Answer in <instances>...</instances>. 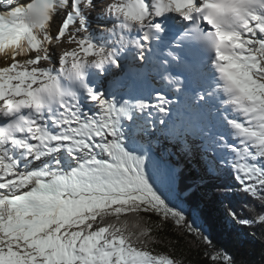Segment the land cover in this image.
<instances>
[{"label":"snow or ice","instance_id":"snow-or-ice-1","mask_svg":"<svg viewBox=\"0 0 264 264\" xmlns=\"http://www.w3.org/2000/svg\"><path fill=\"white\" fill-rule=\"evenodd\" d=\"M156 52L199 115V148L176 146L199 154L201 183L240 194L252 215L229 203L230 221L264 228V0H0V264H184L153 247L168 222L204 264H234L177 203L175 169L166 185L132 146L137 114L169 117L179 97L104 88Z\"/></svg>","mask_w":264,"mask_h":264},{"label":"trees","instance_id":"trees-1","mask_svg":"<svg viewBox=\"0 0 264 264\" xmlns=\"http://www.w3.org/2000/svg\"><path fill=\"white\" fill-rule=\"evenodd\" d=\"M178 154L176 163L179 169L175 172L173 188L177 203L184 209L189 221L193 213L198 215L200 219L197 225L213 238L218 248L233 257L234 264H264V228L230 221L224 213L225 205L231 203L241 216L252 215L243 209L240 194L231 190L226 193L222 188L212 187L209 182L201 183V168L196 164L199 158L194 160L193 154ZM151 219L153 223L156 221L154 216ZM153 234L159 241L153 245L157 251L174 256L184 264H204L203 246L182 229L176 228L172 222L159 229L154 228Z\"/></svg>","mask_w":264,"mask_h":264},{"label":"rangeland","instance_id":"rangeland-1","mask_svg":"<svg viewBox=\"0 0 264 264\" xmlns=\"http://www.w3.org/2000/svg\"><path fill=\"white\" fill-rule=\"evenodd\" d=\"M15 3L16 0H13ZM92 27L95 28L92 24ZM177 134H160V132H147L143 137H139V141L133 146L137 149L138 152H142L147 157L146 159V170L149 175H152L154 172L160 175L161 180L167 185L169 181L168 170L169 168L176 169L178 167L177 163V154L180 155L183 151L180 150L177 144V136L184 138L188 137L186 134L181 132H176ZM196 138V137H195ZM190 142H194V147L199 148V140H195L193 137L187 138ZM169 140V141H168ZM194 140V141H193ZM162 157H158L155 154L156 151H159ZM194 160L198 157V153H193ZM160 158V159H159ZM199 164L198 162L196 163ZM175 177V175H174ZM175 185V179L174 184Z\"/></svg>","mask_w":264,"mask_h":264},{"label":"bare ground","instance_id":"bare-ground-1","mask_svg":"<svg viewBox=\"0 0 264 264\" xmlns=\"http://www.w3.org/2000/svg\"><path fill=\"white\" fill-rule=\"evenodd\" d=\"M153 121L155 122V127H163V128H165L166 129V134L174 135V134H177L176 133L177 131L178 132L181 131L182 134H186V136H188L187 138H191L192 136L197 135V129L194 127L195 125H194L193 118L192 119L191 118L184 119V120H181L180 122L178 120L166 121V125H160L159 124V120L156 119L155 117L148 118L147 121H146V124H145L146 128L151 129ZM138 123H139V121H138ZM196 126H198V122L196 123ZM181 128H182V130H180ZM139 140L140 139H139V136H138L136 138V141H135L134 144H136ZM155 154H157L158 157H162L161 153H160V150L156 151ZM178 169H179V165L175 169V172H177Z\"/></svg>","mask_w":264,"mask_h":264}]
</instances>
